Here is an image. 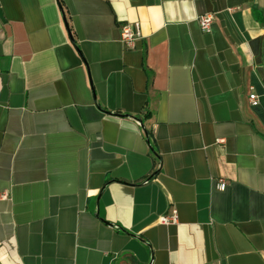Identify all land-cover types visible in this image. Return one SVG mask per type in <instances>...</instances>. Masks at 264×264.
<instances>
[{"label": "crops", "instance_id": "crops-1", "mask_svg": "<svg viewBox=\"0 0 264 264\" xmlns=\"http://www.w3.org/2000/svg\"><path fill=\"white\" fill-rule=\"evenodd\" d=\"M0 264H264V0H0Z\"/></svg>", "mask_w": 264, "mask_h": 264}, {"label": "built area", "instance_id": "built-area-1", "mask_svg": "<svg viewBox=\"0 0 264 264\" xmlns=\"http://www.w3.org/2000/svg\"><path fill=\"white\" fill-rule=\"evenodd\" d=\"M214 17L211 14L204 15L200 18V25L201 28L209 32L211 30L212 24H213ZM141 32L138 24H135L134 26L130 24H126L122 27L121 30V38L122 41L128 46L133 47L135 45L136 40L140 37ZM250 102L252 105H257L259 103L258 96L255 93L250 94ZM227 186V183L224 179H220L218 182V188L221 190H224ZM2 197H6V192L2 193ZM178 221V215L177 213H174L173 215H165L162 217L163 223H176Z\"/></svg>", "mask_w": 264, "mask_h": 264}]
</instances>
